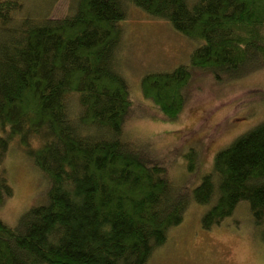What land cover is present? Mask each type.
<instances>
[{"label": "trees", "instance_id": "obj_1", "mask_svg": "<svg viewBox=\"0 0 264 264\" xmlns=\"http://www.w3.org/2000/svg\"><path fill=\"white\" fill-rule=\"evenodd\" d=\"M128 7L198 44L189 64L143 74L139 98L117 59ZM261 67L264 0H0V207L12 143L46 179L13 227L0 220V264H164L179 235L224 227L259 230L264 247V121L204 170L180 118L193 71L220 82ZM145 116L172 136L124 130Z\"/></svg>", "mask_w": 264, "mask_h": 264}, {"label": "rangeland", "instance_id": "obj_2", "mask_svg": "<svg viewBox=\"0 0 264 264\" xmlns=\"http://www.w3.org/2000/svg\"><path fill=\"white\" fill-rule=\"evenodd\" d=\"M62 8L61 3L55 6V10ZM117 26L120 31L118 65L124 73L132 98L140 97L139 83L143 74L156 70L170 72L179 65L189 64L190 56L198 46V44L194 46V43L177 33L169 23L156 18L143 17L132 7H128L126 20ZM263 89L264 67L257 70L247 69L241 76L220 82L214 81L208 72L193 71L185 90L187 104L180 118L181 127L186 132H190L188 139L197 145L200 143L204 145L199 154L204 170L212 160V153L226 146L234 137L264 121ZM144 118L143 123L137 122L140 119L135 121L128 118L123 125L124 130L126 129L132 136L142 138L151 132L155 134L158 130L155 128V121H151L147 116ZM140 125L144 128L136 131ZM171 136L160 135L157 132L156 139ZM168 142L173 140L170 139ZM31 144L32 142L30 146ZM11 145L13 149H9L4 167L13 189V196L0 207V220L13 227L22 212L35 205L37 199H40L41 193L45 190L46 179L23 155L19 147L13 143ZM166 145L162 146L163 151L167 149ZM156 148L158 147H155V150L161 153V149ZM166 161L170 159L166 158ZM192 208L190 207L186 213L187 222L196 220L195 211L201 213L200 207L192 206ZM236 213L235 216L240 219L239 224L242 227L247 225L249 221L245 220L246 217L239 212ZM259 233V230L247 227L235 231L224 227L215 230L213 236L200 235L193 239L192 236L181 238L179 235L178 250L176 252L170 250L171 262L164 264H215L216 262L264 264V247L259 240ZM172 236L171 231L170 241ZM173 241L176 243V239L173 238ZM149 264H154V261Z\"/></svg>", "mask_w": 264, "mask_h": 264}]
</instances>
